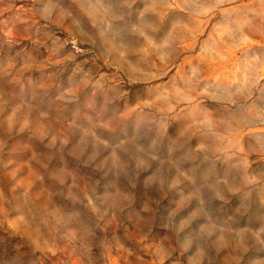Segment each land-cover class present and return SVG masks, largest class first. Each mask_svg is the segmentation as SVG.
Instances as JSON below:
<instances>
[{
	"label": "clouds",
	"instance_id": "1",
	"mask_svg": "<svg viewBox=\"0 0 264 264\" xmlns=\"http://www.w3.org/2000/svg\"><path fill=\"white\" fill-rule=\"evenodd\" d=\"M112 257L264 264V0H0V264Z\"/></svg>",
	"mask_w": 264,
	"mask_h": 264
},
{
	"label": "rangeland",
	"instance_id": "2",
	"mask_svg": "<svg viewBox=\"0 0 264 264\" xmlns=\"http://www.w3.org/2000/svg\"><path fill=\"white\" fill-rule=\"evenodd\" d=\"M67 35H68V28H67V26H65L62 37H66ZM25 43H27V40H25ZM40 264H49V261L47 259H42ZM72 264H79V262L77 260H73ZM112 264H120V258L119 257H112ZM124 264H132V262L130 260H128L127 258H125Z\"/></svg>",
	"mask_w": 264,
	"mask_h": 264
}]
</instances>
